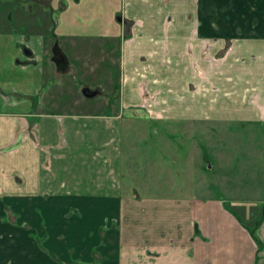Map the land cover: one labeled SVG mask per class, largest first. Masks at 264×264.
<instances>
[{
    "label": "crops",
    "instance_id": "obj_1",
    "mask_svg": "<svg viewBox=\"0 0 264 264\" xmlns=\"http://www.w3.org/2000/svg\"><path fill=\"white\" fill-rule=\"evenodd\" d=\"M123 1L122 111L197 120L204 98L214 122L264 128V0ZM19 35L0 33V216L19 222L17 242L0 223L17 256L0 264H264V196L124 195L122 115L39 112L35 52L4 51Z\"/></svg>",
    "mask_w": 264,
    "mask_h": 264
},
{
    "label": "rangeland",
    "instance_id": "obj_2",
    "mask_svg": "<svg viewBox=\"0 0 264 264\" xmlns=\"http://www.w3.org/2000/svg\"><path fill=\"white\" fill-rule=\"evenodd\" d=\"M123 9V0H0V33L20 34L4 51L14 53L19 38L21 44H27L24 49L35 52L33 59L42 68L39 94L34 98L41 101L37 110L54 115L120 113V182L124 195L240 196L249 202L262 198L264 159L259 157L264 155V128L258 123H216L214 105L204 98L201 110L196 111L197 120H153L143 109L131 113L119 108L116 91L120 65L116 54H120L121 44L107 37L116 33L120 37L114 26ZM54 44L64 54L62 63L53 60ZM83 88L97 95L85 98ZM218 155L223 156L225 166L220 169L216 168ZM0 223L5 239L9 229L11 241L17 242V214L6 209ZM16 257L8 251L0 256L6 261H17Z\"/></svg>",
    "mask_w": 264,
    "mask_h": 264
},
{
    "label": "water",
    "instance_id": "obj_3",
    "mask_svg": "<svg viewBox=\"0 0 264 264\" xmlns=\"http://www.w3.org/2000/svg\"><path fill=\"white\" fill-rule=\"evenodd\" d=\"M119 20V19H118ZM52 53H53V56L56 58V61L57 63H62L64 61V56L62 55L58 45H54L53 49H52ZM26 54H30L29 51H27ZM82 95L85 97V98H93L97 95V92L96 91H92L88 88H83L82 89Z\"/></svg>",
    "mask_w": 264,
    "mask_h": 264
},
{
    "label": "flooded vegetation",
    "instance_id": "obj_4",
    "mask_svg": "<svg viewBox=\"0 0 264 264\" xmlns=\"http://www.w3.org/2000/svg\"><path fill=\"white\" fill-rule=\"evenodd\" d=\"M12 1L16 2V0H12ZM54 45H56V44H54ZM54 45H53V47H54ZM53 47H52V48H53ZM27 51H28V50H26V49H23V52H24L25 54L27 53ZM51 52H52V49H51ZM52 54H53V53H52ZM53 60H54V61L57 63V61H56V58H55V57L53 58ZM64 61H65V59H64ZM64 61H63V62H64Z\"/></svg>",
    "mask_w": 264,
    "mask_h": 264
}]
</instances>
